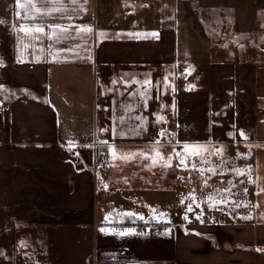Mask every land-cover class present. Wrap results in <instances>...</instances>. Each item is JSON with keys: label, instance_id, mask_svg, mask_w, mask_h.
Here are the masks:
<instances>
[{"label": "crops", "instance_id": "obj_1", "mask_svg": "<svg viewBox=\"0 0 264 264\" xmlns=\"http://www.w3.org/2000/svg\"><path fill=\"white\" fill-rule=\"evenodd\" d=\"M108 2L0 0V264H264V0ZM231 145L252 210L135 208Z\"/></svg>", "mask_w": 264, "mask_h": 264}, {"label": "rangeland", "instance_id": "obj_2", "mask_svg": "<svg viewBox=\"0 0 264 264\" xmlns=\"http://www.w3.org/2000/svg\"><path fill=\"white\" fill-rule=\"evenodd\" d=\"M98 3L100 11L114 9V5L110 4L108 0H98ZM218 31V29H215L213 30V33L217 34ZM241 45L246 46L245 43H241ZM218 47H220V45H218ZM228 55L229 59L238 61L237 59L242 60L244 59V55L249 54H241L238 51L232 52L231 54L229 53ZM259 58L263 61L261 57ZM192 149L204 150L200 151L199 155H190L189 153ZM136 152L137 154H142V152ZM132 153H135V151H132ZM177 153L180 155L183 154L182 159L187 164V167L184 165L181 166L179 163V169L176 168L178 169L177 176L174 181L169 184L168 188L165 189V186L162 184L163 186L158 185L153 188V190L138 188L136 191L129 192V195L134 201H136L135 208L137 210L146 211L147 214H155L156 212L165 210L166 208H168L171 212H178L181 211L180 209L182 206L192 203L193 201H195L194 203L199 206L202 213L203 210L209 206V203L211 202L213 205L214 201H216V203L221 207L230 205L233 212H240L242 210L248 211L255 208L256 193L253 189H251L250 180H246L247 183L245 184L244 180L241 181V176L243 178L246 176L249 177L251 171L247 166L243 171L241 161L243 159L242 155L245 152L240 145L222 147L195 146L189 147L187 150L185 148L183 151H176L175 154ZM172 158H174V156ZM179 158L180 157L177 156L176 164ZM240 172L244 174H238ZM230 174L231 177H229ZM194 175L201 177V183L196 181ZM193 177L194 180L192 179ZM224 177L227 180L226 185H224L221 180ZM218 189L219 191H222V198L212 201L208 199L207 195L211 192V190ZM199 190L200 193H203V190H205L206 194L202 195L200 200L193 199L192 197L197 194ZM116 198L119 201L118 194H116ZM105 199H108L107 194L100 195V193L96 191V201H98L99 206L107 204Z\"/></svg>", "mask_w": 264, "mask_h": 264}, {"label": "snow or ice", "instance_id": "obj_3", "mask_svg": "<svg viewBox=\"0 0 264 264\" xmlns=\"http://www.w3.org/2000/svg\"><path fill=\"white\" fill-rule=\"evenodd\" d=\"M82 31L87 32V31H90V29H82ZM151 35L155 36L157 34L153 33ZM241 135H243V133H241ZM72 147H74V145L72 143H69V148L71 149ZM185 147H186V150H187L188 146H185ZM202 150H204V149H192L189 154L190 155H199V152L202 151ZM114 155H115V153H114ZM180 163L183 164L185 167H187V164L185 163V161L183 159L180 161ZM238 174L243 175L244 173L240 172ZM191 210H192L191 207H189V211H191ZM128 234H131V233H121V235H128Z\"/></svg>", "mask_w": 264, "mask_h": 264}, {"label": "built area", "instance_id": "obj_4", "mask_svg": "<svg viewBox=\"0 0 264 264\" xmlns=\"http://www.w3.org/2000/svg\"><path fill=\"white\" fill-rule=\"evenodd\" d=\"M116 264H119V263H116Z\"/></svg>", "mask_w": 264, "mask_h": 264}]
</instances>
